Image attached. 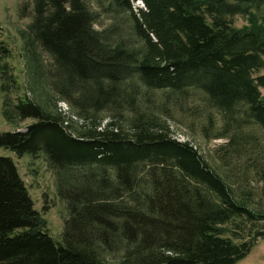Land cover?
Listing matches in <instances>:
<instances>
[{
	"label": "trees",
	"instance_id": "obj_1",
	"mask_svg": "<svg viewBox=\"0 0 264 264\" xmlns=\"http://www.w3.org/2000/svg\"><path fill=\"white\" fill-rule=\"evenodd\" d=\"M131 1L110 0L127 12L141 41L128 51L104 43L83 0H32L23 36L50 54L64 82L61 92L80 85L75 102L100 108L122 78L136 76L153 89L200 90L227 124L237 123L230 145L255 137L242 129L248 123L264 133V0H141L137 11ZM236 16L247 23L236 26ZM7 52L0 44V61ZM5 67L0 62V77ZM12 106V115L33 121L22 131H0V147L18 156L43 152L62 170L94 164L101 171L96 182L61 191L70 215L56 240L15 161L0 155V264H108L101 243L112 242L124 245L116 264H236L264 238V211L238 198L199 150L171 137L166 124L134 118L128 135L112 121L97 129L94 118L74 135L61 112L27 96ZM237 109L243 112L238 121ZM139 165L147 167L150 183L142 199L134 192Z\"/></svg>",
	"mask_w": 264,
	"mask_h": 264
},
{
	"label": "rangeland",
	"instance_id": "obj_2",
	"mask_svg": "<svg viewBox=\"0 0 264 264\" xmlns=\"http://www.w3.org/2000/svg\"><path fill=\"white\" fill-rule=\"evenodd\" d=\"M83 1L93 13L94 28L101 32L106 45L122 44L128 51L140 48L141 41L131 29L127 12L110 5V0ZM24 2L28 5L22 12ZM131 3L134 11L143 7L140 0ZM31 18L32 0H0V44L3 43L8 50L0 61L6 65L5 73L0 77V131H22L33 121L31 118L21 120L10 111L23 96L48 111L61 112L74 135L90 128L94 118L97 129L112 121L115 130L128 135H132L135 129L134 118L151 126L166 124L171 137L189 142L199 150L231 185L238 198L246 201L252 209L264 211V133L256 125L248 123L242 128L252 130L253 139L247 136L235 138L230 145L229 136L238 129L237 123L227 124L223 112L213 107L200 90L153 89L143 85L136 76L122 78L116 94L103 107L96 108L87 102L83 108L75 102V96L81 91L80 85L72 86L68 94L61 92L59 86L64 82L57 74L50 54L37 41L26 43L23 34ZM246 23L242 16L235 17L236 26ZM8 72L12 74L11 78ZM5 108H10L7 109L10 120L5 118ZM242 117V110L237 109L235 119L238 121ZM0 155L13 158L34 208L46 220L49 233L60 240L70 215L67 199L61 191L90 179L91 184L96 182L100 168L90 164L73 165L62 170L49 163L43 152L18 156L12 150L0 147ZM106 173L111 175L110 169H106ZM135 181L134 192L142 199L150 187L147 167L139 165ZM123 194L124 200L131 201L126 192ZM109 200L116 202L115 198ZM123 249V244L101 243V253L108 264H116ZM236 264H264V238L259 239L249 254Z\"/></svg>",
	"mask_w": 264,
	"mask_h": 264
},
{
	"label": "water",
	"instance_id": "obj_3",
	"mask_svg": "<svg viewBox=\"0 0 264 264\" xmlns=\"http://www.w3.org/2000/svg\"><path fill=\"white\" fill-rule=\"evenodd\" d=\"M141 1V0H140Z\"/></svg>",
	"mask_w": 264,
	"mask_h": 264
}]
</instances>
